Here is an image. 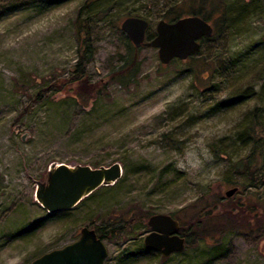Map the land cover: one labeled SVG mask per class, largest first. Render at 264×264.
Returning a JSON list of instances; mask_svg holds the SVG:
<instances>
[{
    "label": "rangeland",
    "instance_id": "rangeland-1",
    "mask_svg": "<svg viewBox=\"0 0 264 264\" xmlns=\"http://www.w3.org/2000/svg\"><path fill=\"white\" fill-rule=\"evenodd\" d=\"M135 1L90 22L86 76L106 87L85 105L60 87L75 71V22L87 1L0 0V264H31L76 241L83 227L131 219L130 229L104 240V264H264L262 228L199 240L166 261L143 244L150 215L181 223L203 210L218 216L228 207L225 182H243L231 170L251 151L243 127L255 109L264 112V0H226L244 7L246 19L234 29L216 21L217 36L186 61L163 66L157 50L139 49L123 86L112 74L130 65L120 25ZM159 21H148L149 34ZM53 163H119L123 173L49 217L34 194ZM251 198L264 199V188L241 189L235 201Z\"/></svg>",
    "mask_w": 264,
    "mask_h": 264
},
{
    "label": "trees",
    "instance_id": "trees-1",
    "mask_svg": "<svg viewBox=\"0 0 264 264\" xmlns=\"http://www.w3.org/2000/svg\"><path fill=\"white\" fill-rule=\"evenodd\" d=\"M86 1L87 3L84 5V8L87 9L85 15L79 13L75 22V36L78 45V59L75 65V71L68 81L62 82L63 86H61L60 89L66 96L70 95V97L72 96L75 100L88 105L91 101L95 100L106 87V84L101 80L92 83L86 76V65L93 56L90 22L95 18L104 19L111 13L112 9H116L118 5L128 0ZM260 1L261 0H251L255 5L259 4ZM135 2L138 6L135 7V4L128 6L126 12L123 14L124 18L138 17L147 21L157 18L159 20L172 22L187 16H199L203 20L211 23V25L213 24L212 27L214 32L212 37L209 39H202L201 44L203 40H212L217 36L218 29L216 28V21L219 20L221 25L226 24L230 29H234L246 19V14L243 10L244 7H233V4L226 0H136ZM96 4L99 5L98 8H96ZM212 18H214L213 22L211 21ZM154 36L147 31L146 37L148 40L152 39ZM124 40L133 53L128 61V63H130V65H128L129 68L127 66L112 74V76L114 75L113 77H123L118 79L123 86H125L127 82L124 80L126 76L122 74L132 69L137 52L141 49L134 48L127 37H125ZM174 62L177 63L181 61L176 60ZM170 64H172V62ZM126 81H129V79ZM260 94L264 95V77ZM261 112V108L255 109L252 113L251 121H248L243 127L242 135L252 141L251 151L247 156L233 164L231 170V173L242 178L245 183L241 180H227V182H225L228 186L237 188V192L225 201L228 207L226 209H221L218 216L211 217L207 210H203L202 213L190 214L186 223H181L179 221V234L185 239V249L193 247L199 240H206L216 235L221 236L229 231L248 229L249 232H252L254 228L264 229V216L261 214V212L264 211V199L251 198L250 201H252V204H243L240 200L235 201V197L241 192V189L264 188V119H259V117H261ZM258 113L259 116L257 115ZM262 113L264 114V112ZM232 187H230V189ZM52 216L54 215H49V217ZM151 216L152 215L149 217ZM134 222L135 220L131 219L112 228H106V226L103 225L96 228L91 225L88 228L94 230L97 237L102 241L113 240L119 232L130 229L134 225ZM217 229L219 230L218 232H216ZM214 253L213 251L211 252V254L216 257ZM161 258L164 259V261L168 260V258H163L162 256Z\"/></svg>",
    "mask_w": 264,
    "mask_h": 264
},
{
    "label": "water",
    "instance_id": "water-1",
    "mask_svg": "<svg viewBox=\"0 0 264 264\" xmlns=\"http://www.w3.org/2000/svg\"><path fill=\"white\" fill-rule=\"evenodd\" d=\"M148 28L149 22L138 17H127L120 25V30L134 48L157 50L163 66L173 60H188L200 51L202 39L211 38L214 32L212 25L199 16H187L172 22L160 20L156 25V34L150 40L146 37ZM122 173L119 163L98 168L53 163L48 169L46 181L35 182L34 199L50 215L67 212L99 188L115 185ZM236 192L237 188H231L225 192V197L231 198ZM146 225L150 231L143 244L148 250L163 258L185 250V239L179 235V222L172 216L152 215ZM107 256L104 241L97 237L94 230L83 227L76 241L41 255L31 264H104Z\"/></svg>",
    "mask_w": 264,
    "mask_h": 264
},
{
    "label": "flooded vegetation",
    "instance_id": "flooded-vegetation-1",
    "mask_svg": "<svg viewBox=\"0 0 264 264\" xmlns=\"http://www.w3.org/2000/svg\"><path fill=\"white\" fill-rule=\"evenodd\" d=\"M175 219V218H174ZM176 220V219H175ZM180 225V224H179ZM149 229V228H148ZM150 231V230H149ZM180 235V234H179Z\"/></svg>",
    "mask_w": 264,
    "mask_h": 264
}]
</instances>
